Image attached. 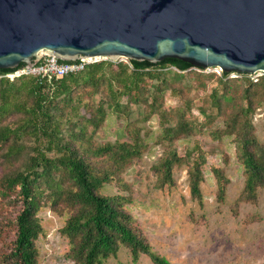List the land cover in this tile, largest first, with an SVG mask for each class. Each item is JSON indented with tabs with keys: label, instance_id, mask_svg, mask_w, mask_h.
<instances>
[{
	"label": "trees",
	"instance_id": "trees-1",
	"mask_svg": "<svg viewBox=\"0 0 264 264\" xmlns=\"http://www.w3.org/2000/svg\"><path fill=\"white\" fill-rule=\"evenodd\" d=\"M128 62L103 61L49 81L5 77L24 64L0 70V264H38L36 241L44 234L38 213L46 208L67 216L60 234L74 264H103L122 247L133 264L141 255L152 264H171L135 226L126 210L132 192L122 178L148 153L145 125L154 117L160 128L155 145L162 147L151 167L157 188L174 187L173 171L185 166L191 199L202 207L201 185L209 171L216 199L224 202L228 158L223 154L220 163L196 137L207 135L215 145L226 138L244 178L237 202L256 204L264 188V144L255 135L253 118L264 104V76L253 81L246 74L198 73L175 59ZM208 81L215 85L197 108L196 116L204 120L198 123L190 92L205 91ZM166 96L178 104L168 108ZM109 114L126 119L127 137L99 144L94 136ZM219 120L221 127H214ZM192 138L180 156L178 142ZM106 187L119 192L104 194Z\"/></svg>",
	"mask_w": 264,
	"mask_h": 264
},
{
	"label": "water",
	"instance_id": "water-1",
	"mask_svg": "<svg viewBox=\"0 0 264 264\" xmlns=\"http://www.w3.org/2000/svg\"><path fill=\"white\" fill-rule=\"evenodd\" d=\"M40 54L264 72V0H0V70Z\"/></svg>",
	"mask_w": 264,
	"mask_h": 264
},
{
	"label": "rangeland",
	"instance_id": "rangeland-1",
	"mask_svg": "<svg viewBox=\"0 0 264 264\" xmlns=\"http://www.w3.org/2000/svg\"><path fill=\"white\" fill-rule=\"evenodd\" d=\"M111 62L129 64L128 60L120 62L117 59ZM183 74L186 76L187 72ZM206 85L205 91L192 89L190 92L196 108L193 110L195 116L197 108L207 99L215 82L208 81ZM177 104L176 99L166 96L168 108ZM135 112L134 118L137 117ZM196 117L198 123L204 121L202 117ZM126 125V119H117L115 115L109 114L104 126L95 134L94 140L105 144L126 139ZM253 125L255 135L264 144V104L257 108ZM214 127H221V121H215ZM145 128L148 131L146 140L149 151L140 160L134 161L125 170L122 178L132 192V204L126 205V210L132 216L135 226L146 236L152 249L171 264L264 263V188L259 190L256 204L237 202L244 178L241 167L236 163L234 146L229 143V139L224 138L221 145H215L207 135L196 137L205 151L214 152L219 157L220 163L222 155L227 156L228 164L223 169L230 181L224 202H219L216 199V180L208 171L201 185V207L191 199L185 166L173 171L174 187L157 188V176L151 167L162 155V147L155 145L160 131L158 119L152 118ZM192 141L193 138L178 142L180 156L184 155L185 147L191 146ZM208 160L209 163L212 162L211 158ZM118 192L115 187H106L103 190L107 195ZM66 217L48 208L41 209L38 213L44 228V234L36 241L38 264H74L66 256L67 241L60 234ZM103 264L133 262L129 251L122 247L116 258H110ZM136 264L152 263L147 256L141 255Z\"/></svg>",
	"mask_w": 264,
	"mask_h": 264
},
{
	"label": "built area",
	"instance_id": "built-area-1",
	"mask_svg": "<svg viewBox=\"0 0 264 264\" xmlns=\"http://www.w3.org/2000/svg\"><path fill=\"white\" fill-rule=\"evenodd\" d=\"M118 60L120 62L123 60L126 61V59L124 58H118ZM103 61H110V60L105 57H90V58H79L78 60L69 61V62H63L48 54H40L38 55V58L35 60L32 67H23L17 69L10 74H6L5 77L12 81L22 76H34V77L45 78L49 81L53 78H61L65 75L79 73L83 71L86 66L100 63ZM192 70L204 74L215 73L218 76H221L223 74V71L219 70L217 67L206 68V69L193 67ZM262 73L263 72H256L254 74L248 75V77L253 81H256L257 78L262 76ZM237 77H239L238 73L228 74V78H237Z\"/></svg>",
	"mask_w": 264,
	"mask_h": 264
}]
</instances>
